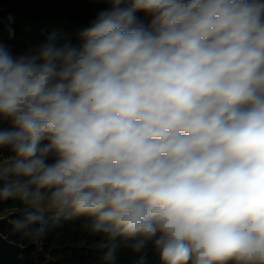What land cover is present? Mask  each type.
Instances as JSON below:
<instances>
[{
  "label": "clouds",
  "instance_id": "obj_1",
  "mask_svg": "<svg viewBox=\"0 0 264 264\" xmlns=\"http://www.w3.org/2000/svg\"><path fill=\"white\" fill-rule=\"evenodd\" d=\"M104 2L79 43L0 29L13 229L84 218L104 264H264V0Z\"/></svg>",
  "mask_w": 264,
  "mask_h": 264
},
{
  "label": "trees",
  "instance_id": "obj_2",
  "mask_svg": "<svg viewBox=\"0 0 264 264\" xmlns=\"http://www.w3.org/2000/svg\"><path fill=\"white\" fill-rule=\"evenodd\" d=\"M107 7L104 0H0V29L5 33L4 42L14 52L42 42L53 32L60 39L79 43L80 32ZM9 25L16 34L12 40L6 36ZM23 207L19 201H5L0 204V214L14 208L23 211ZM84 222V218L63 222L47 235L40 247L16 232L11 222L0 226V232L11 242L28 247L21 264H104V250L99 247L102 236L85 230ZM137 259L130 249L122 248L117 264H134ZM147 264H158V256L151 249Z\"/></svg>",
  "mask_w": 264,
  "mask_h": 264
},
{
  "label": "water",
  "instance_id": "obj_3",
  "mask_svg": "<svg viewBox=\"0 0 264 264\" xmlns=\"http://www.w3.org/2000/svg\"><path fill=\"white\" fill-rule=\"evenodd\" d=\"M14 216L15 214L11 213L0 218V226L10 223ZM27 250L28 247L11 242L0 232V264H21Z\"/></svg>",
  "mask_w": 264,
  "mask_h": 264
},
{
  "label": "built area",
  "instance_id": "obj_4",
  "mask_svg": "<svg viewBox=\"0 0 264 264\" xmlns=\"http://www.w3.org/2000/svg\"><path fill=\"white\" fill-rule=\"evenodd\" d=\"M19 212H22V211L20 209H18V208L6 210L3 214H0V218L5 217V216H7V215H9L11 213L17 214Z\"/></svg>",
  "mask_w": 264,
  "mask_h": 264
}]
</instances>
